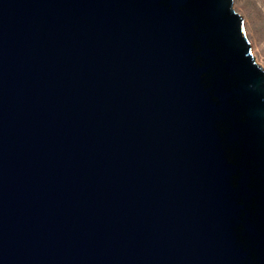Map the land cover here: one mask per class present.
Listing matches in <instances>:
<instances>
[{
    "label": "water",
    "instance_id": "obj_1",
    "mask_svg": "<svg viewBox=\"0 0 264 264\" xmlns=\"http://www.w3.org/2000/svg\"><path fill=\"white\" fill-rule=\"evenodd\" d=\"M232 0H0V264H264V70Z\"/></svg>",
    "mask_w": 264,
    "mask_h": 264
},
{
    "label": "rangeland",
    "instance_id": "obj_2",
    "mask_svg": "<svg viewBox=\"0 0 264 264\" xmlns=\"http://www.w3.org/2000/svg\"><path fill=\"white\" fill-rule=\"evenodd\" d=\"M232 8L243 18L250 53L264 70V0H232Z\"/></svg>",
    "mask_w": 264,
    "mask_h": 264
}]
</instances>
